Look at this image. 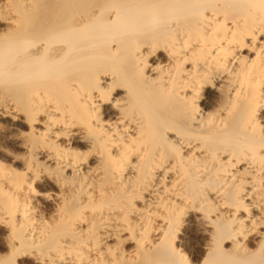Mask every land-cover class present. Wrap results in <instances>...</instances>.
Wrapping results in <instances>:
<instances>
[{
    "label": "bare ground",
    "instance_id": "6f19581e",
    "mask_svg": "<svg viewBox=\"0 0 264 264\" xmlns=\"http://www.w3.org/2000/svg\"><path fill=\"white\" fill-rule=\"evenodd\" d=\"M0 264H264V0H0Z\"/></svg>",
    "mask_w": 264,
    "mask_h": 264
}]
</instances>
